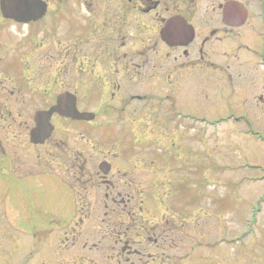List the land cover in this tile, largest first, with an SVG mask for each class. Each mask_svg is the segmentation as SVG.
Instances as JSON below:
<instances>
[{
    "label": "flooded vegetation",
    "instance_id": "af4514ba",
    "mask_svg": "<svg viewBox=\"0 0 264 264\" xmlns=\"http://www.w3.org/2000/svg\"><path fill=\"white\" fill-rule=\"evenodd\" d=\"M13 7L15 19L0 12V44L18 48L0 53H21L25 62L0 58V182L48 180L50 225L76 228L92 252L103 233L107 259L118 264H191L199 247L193 211L157 217L136 203L146 197V178L135 177L146 160L134 153L147 150L131 139L134 124L206 120L221 107L229 111L220 119L249 116L227 108L252 102L264 109V0H19ZM93 57L104 62H80ZM4 68L26 75L7 80ZM58 86L65 110L90 120L53 113L51 132L32 143L36 117L55 105ZM38 95L42 108L22 114L24 98ZM100 141L109 143L105 152ZM64 196L73 199L70 213ZM11 228L0 225L7 237Z\"/></svg>",
    "mask_w": 264,
    "mask_h": 264
},
{
    "label": "rangeland",
    "instance_id": "374dc122",
    "mask_svg": "<svg viewBox=\"0 0 264 264\" xmlns=\"http://www.w3.org/2000/svg\"><path fill=\"white\" fill-rule=\"evenodd\" d=\"M0 47L18 48L8 41ZM4 53H0L4 65L25 62L21 53ZM95 61L104 62L97 57L80 62L90 65ZM33 65L31 70L35 69ZM87 72L83 69L82 76H87ZM1 73L7 80L23 81L22 75H26L8 68L1 69ZM43 74L45 80L50 79V73ZM63 90V86H58L51 92L58 95ZM24 101L19 107L22 114L42 108L41 99L39 102L26 96ZM134 105L139 106L140 102ZM227 109L237 114L248 110L249 116L222 122L217 120L218 114L229 110L221 107L208 112L206 120L174 118L166 125L152 120L134 124L131 139L135 145H146L147 150L134 153L135 161L146 160V169L135 175L146 178V197L141 196L136 203L157 217H168L180 206L185 208L193 202L194 207L188 210L193 211L198 224L194 232L199 247L191 264H264V109L253 102ZM98 144L99 150L108 149L109 143ZM52 200L48 180L39 182L37 187L0 182V225L12 227L8 237V231L0 229V264H118L107 259L110 246L103 233L96 239L98 252H92L83 248L84 236L76 228L50 225L54 219L45 216L54 209ZM64 200L70 213L73 199L64 196ZM15 236L19 242L11 243L10 237ZM90 258L93 263L87 262Z\"/></svg>",
    "mask_w": 264,
    "mask_h": 264
},
{
    "label": "water",
    "instance_id": "95a60500",
    "mask_svg": "<svg viewBox=\"0 0 264 264\" xmlns=\"http://www.w3.org/2000/svg\"><path fill=\"white\" fill-rule=\"evenodd\" d=\"M2 2V13L3 16L6 18H12L13 15L9 14L7 12V9H10L9 7H5V4L3 5V2H5V0H1ZM10 12V11H9ZM67 101H66V95H62L58 98L57 101V105L55 107H52L48 112H39L37 117H36V128L32 131L31 133V142L35 143V139L37 138V136L39 135H44L45 137L50 133L51 131V127H48V120L51 116V114L53 113H60L62 115H66V116H71V117H78V119H80L76 113L75 110H72L74 114H71V112L69 110H65V105H66Z\"/></svg>",
    "mask_w": 264,
    "mask_h": 264
}]
</instances>
